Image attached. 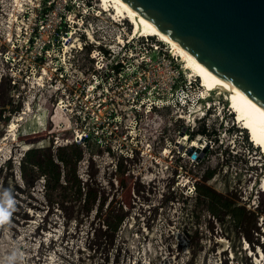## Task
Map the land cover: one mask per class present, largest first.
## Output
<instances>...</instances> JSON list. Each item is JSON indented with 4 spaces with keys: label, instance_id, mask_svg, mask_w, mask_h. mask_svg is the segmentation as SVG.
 I'll list each match as a JSON object with an SVG mask.
<instances>
[{
    "label": "rangeland",
    "instance_id": "obj_1",
    "mask_svg": "<svg viewBox=\"0 0 264 264\" xmlns=\"http://www.w3.org/2000/svg\"><path fill=\"white\" fill-rule=\"evenodd\" d=\"M110 14L97 0H0V264H264L263 151L235 121L224 94L213 90L202 97L200 80L163 43L166 59L159 66L164 76L171 67L179 78L171 90L152 83L145 97L173 101L187 87L186 108L167 105L151 112L134 130L143 144L133 158L121 160V173L112 154L91 144L83 147L79 162V177L95 182L108 200L120 201L130 192L125 220L112 242L105 245L106 236L96 239L91 219L72 220L48 207L41 181L33 190L23 184L19 163L24 144L55 151L57 137L70 139L75 133L55 115L53 99L34 83L35 77L55 66L52 50L64 39L68 43L60 48L82 46L91 59L96 43L85 31L105 41L132 34L127 19ZM17 115L22 117L19 126L27 121L36 132L11 135L8 125ZM195 139L206 145L201 156L185 153ZM116 174L125 177V186ZM197 181L252 212L251 245L230 217L216 221L202 210L195 222L182 196H190L191 205Z\"/></svg>",
    "mask_w": 264,
    "mask_h": 264
},
{
    "label": "built area",
    "instance_id": "obj_2",
    "mask_svg": "<svg viewBox=\"0 0 264 264\" xmlns=\"http://www.w3.org/2000/svg\"><path fill=\"white\" fill-rule=\"evenodd\" d=\"M85 33L90 43H96L93 58L87 57L82 46L60 48L68 43V39H64L59 48L52 50L58 62L53 67H44L34 83L47 90L53 99L55 115L64 118L75 131L70 139L57 137L59 141L52 146L91 144L107 155L112 154L116 165L133 158L135 149L143 144L134 130L151 112L167 105L186 108L184 100L189 98L183 97V92L187 87L182 88V94L173 101L145 97L152 83L165 84L171 90L179 78L171 67L164 76L159 66L166 59L163 44L170 45L156 35L133 37L130 34L124 39L109 35L110 40L105 41L95 40L93 31ZM79 59L84 62L79 64ZM171 66L174 67L175 62ZM189 84L193 87L195 82L189 80ZM141 129L144 131L143 127Z\"/></svg>",
    "mask_w": 264,
    "mask_h": 264
},
{
    "label": "water",
    "instance_id": "obj_3",
    "mask_svg": "<svg viewBox=\"0 0 264 264\" xmlns=\"http://www.w3.org/2000/svg\"><path fill=\"white\" fill-rule=\"evenodd\" d=\"M122 1L264 107V0Z\"/></svg>",
    "mask_w": 264,
    "mask_h": 264
},
{
    "label": "trees",
    "instance_id": "obj_4",
    "mask_svg": "<svg viewBox=\"0 0 264 264\" xmlns=\"http://www.w3.org/2000/svg\"><path fill=\"white\" fill-rule=\"evenodd\" d=\"M25 128L28 130L23 133ZM18 132L27 134L36 131L28 126L26 121L18 127L16 134ZM36 146L24 144V149L27 150L19 163L21 179L26 188L33 190L37 182L41 181L43 197L48 207H57L64 212L65 217L72 220L91 219L90 226L96 239L106 236L108 241L105 245L110 244L125 220L123 207L129 203L130 192L123 193L120 201L113 202V199L108 200L99 193L95 182L82 180L78 175V166L84 150L79 143L57 146L55 151L49 147L32 148ZM122 166V161H119L116 171L121 173ZM211 174L208 172L206 177L209 178ZM116 178L121 186H125L124 176L116 174ZM192 187L193 202L189 205L190 196L184 195L182 202L184 206H190V213L195 222L200 218L202 210L216 221H224L230 217L240 237L251 245L254 230L251 211L204 182L197 181Z\"/></svg>",
    "mask_w": 264,
    "mask_h": 264
},
{
    "label": "bare ground",
    "instance_id": "obj_5",
    "mask_svg": "<svg viewBox=\"0 0 264 264\" xmlns=\"http://www.w3.org/2000/svg\"><path fill=\"white\" fill-rule=\"evenodd\" d=\"M99 6L103 10L111 11V17H121L127 19L132 25V34L134 36L156 35L158 39L170 45L174 54L180 57L187 71L191 76H196L200 80L203 88L201 96H210L211 91L223 93L224 98L228 102L234 119L249 135V140L261 147L264 154V107L249 97L246 93L232 84L228 79L222 77L211 66L197 58L192 52L179 44L173 36L163 30L159 25L152 22L149 18L135 10L122 0H97ZM118 19V18H117ZM91 32V31H90ZM133 36V37H134ZM70 46H74L71 44ZM190 76V77H191ZM214 92V93H216ZM217 95V94H216ZM22 120L20 115L14 117L8 125L9 132L15 136L16 122ZM7 136V135H6ZM9 136V135H8ZM7 136V137H8ZM203 143H199L196 139L192 140L186 149V154L197 155L199 150L205 147ZM194 158V157H193ZM258 258V256H257Z\"/></svg>",
    "mask_w": 264,
    "mask_h": 264
}]
</instances>
